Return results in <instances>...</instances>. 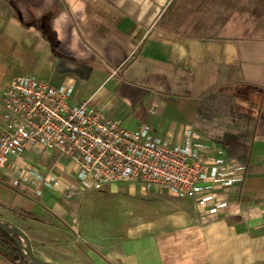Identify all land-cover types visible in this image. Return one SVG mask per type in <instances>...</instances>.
Here are the masks:
<instances>
[{
  "label": "crops",
  "instance_id": "obj_1",
  "mask_svg": "<svg viewBox=\"0 0 264 264\" xmlns=\"http://www.w3.org/2000/svg\"><path fill=\"white\" fill-rule=\"evenodd\" d=\"M28 67L51 85L73 83V103L88 100L125 129L148 125L169 144L192 131L195 143L246 167L219 220L202 221L190 200L154 192L148 197L162 210L89 239L76 217L83 192L71 183L72 166L52 150L9 156L0 206L35 223L32 235L16 224L36 256L52 264H264V0H0V108L6 84ZM53 165L61 172L53 193L37 198L9 186L27 166ZM0 219L15 223L1 211ZM49 230L56 240L44 237ZM0 264L11 263L0 256Z\"/></svg>",
  "mask_w": 264,
  "mask_h": 264
},
{
  "label": "built area",
  "instance_id": "obj_2",
  "mask_svg": "<svg viewBox=\"0 0 264 264\" xmlns=\"http://www.w3.org/2000/svg\"><path fill=\"white\" fill-rule=\"evenodd\" d=\"M73 87L54 86L34 75L6 84L0 108V166L9 156L52 150L64 165L72 166L71 183L82 192L132 184L142 192L190 200L202 221L223 217L232 204V190L244 181V165L226 158L221 148L195 143L192 131L169 144L154 138L148 125L125 129L88 100L73 103ZM60 184L61 172L54 165L27 166L9 178L10 187L37 198L45 190H59ZM65 195L69 198L73 192Z\"/></svg>",
  "mask_w": 264,
  "mask_h": 264
},
{
  "label": "rangeland",
  "instance_id": "obj_3",
  "mask_svg": "<svg viewBox=\"0 0 264 264\" xmlns=\"http://www.w3.org/2000/svg\"><path fill=\"white\" fill-rule=\"evenodd\" d=\"M29 67L22 69V73L35 75L37 78L42 79V77L39 76L38 70L36 71V69ZM130 186L134 187V193L131 192ZM4 191L5 189L0 187V199L3 197ZM140 191L141 190L137 185L111 184L100 190H87L83 192L79 203V213L78 216H76L81 225V234H86V236L82 237L87 238L88 235L89 239H100V237H104L102 234H107L108 230H113L112 228L144 221L154 214L155 209L156 211L162 210L157 209V207L160 208V206H158V203L154 201V199L148 197V193H140ZM1 204L2 203L0 202V205ZM0 211L2 215H6L15 220V223L11 222L12 224L16 226L17 224L22 225V227L31 235L34 233L32 227L29 226H32L35 223L30 220L22 223L21 220L24 219L19 218H24L25 216L20 214L17 209L8 208L4 210L3 207L1 208L0 206ZM43 221L56 224L55 219H50L49 217L43 219ZM54 232L55 231L49 230L48 232H45L44 237L48 240H56L57 238L51 236ZM67 241L68 236L65 235L61 239V245H66ZM44 247L46 249L45 252L47 253L52 254V252H55L52 251L50 246L45 245ZM63 250V255L66 256L67 248L63 247ZM56 257L58 258V255Z\"/></svg>",
  "mask_w": 264,
  "mask_h": 264
},
{
  "label": "water",
  "instance_id": "obj_4",
  "mask_svg": "<svg viewBox=\"0 0 264 264\" xmlns=\"http://www.w3.org/2000/svg\"><path fill=\"white\" fill-rule=\"evenodd\" d=\"M0 233L10 238L27 264H52L34 254L29 236L11 222L0 219Z\"/></svg>",
  "mask_w": 264,
  "mask_h": 264
},
{
  "label": "trees",
  "instance_id": "obj_5",
  "mask_svg": "<svg viewBox=\"0 0 264 264\" xmlns=\"http://www.w3.org/2000/svg\"><path fill=\"white\" fill-rule=\"evenodd\" d=\"M0 256L11 264H27L10 238L0 233Z\"/></svg>",
  "mask_w": 264,
  "mask_h": 264
}]
</instances>
